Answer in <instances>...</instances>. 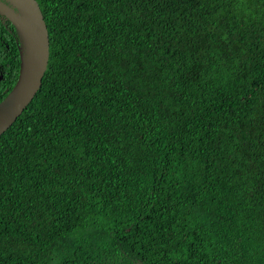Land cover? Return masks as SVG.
<instances>
[{"label": "trees", "instance_id": "1", "mask_svg": "<svg viewBox=\"0 0 264 264\" xmlns=\"http://www.w3.org/2000/svg\"><path fill=\"white\" fill-rule=\"evenodd\" d=\"M41 86L0 135V264H264V0H36ZM19 41L0 17V101Z\"/></svg>", "mask_w": 264, "mask_h": 264}, {"label": "water", "instance_id": "2", "mask_svg": "<svg viewBox=\"0 0 264 264\" xmlns=\"http://www.w3.org/2000/svg\"><path fill=\"white\" fill-rule=\"evenodd\" d=\"M0 17L12 24L19 41L18 76L0 101L1 135L39 90L48 63L49 39L36 0H0Z\"/></svg>", "mask_w": 264, "mask_h": 264}, {"label": "flooded vegetation", "instance_id": "3", "mask_svg": "<svg viewBox=\"0 0 264 264\" xmlns=\"http://www.w3.org/2000/svg\"><path fill=\"white\" fill-rule=\"evenodd\" d=\"M3 20V19H2Z\"/></svg>", "mask_w": 264, "mask_h": 264}]
</instances>
